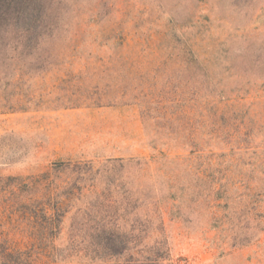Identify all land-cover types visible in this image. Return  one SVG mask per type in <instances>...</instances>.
I'll return each mask as SVG.
<instances>
[{"label":"rangeland","instance_id":"rangeland-1","mask_svg":"<svg viewBox=\"0 0 264 264\" xmlns=\"http://www.w3.org/2000/svg\"><path fill=\"white\" fill-rule=\"evenodd\" d=\"M132 231L264 264V0H0V264H135Z\"/></svg>","mask_w":264,"mask_h":264},{"label":"trees","instance_id":"trees-1","mask_svg":"<svg viewBox=\"0 0 264 264\" xmlns=\"http://www.w3.org/2000/svg\"><path fill=\"white\" fill-rule=\"evenodd\" d=\"M130 235V237H129ZM133 236H139L135 234V231L130 234L128 232L121 233V249L113 248L109 250L112 254L121 253L124 255L130 251L132 254V261L135 264H166L169 260V249L161 242H157L156 247L136 248L132 247L133 242L136 240ZM2 256L5 258L1 264H31L29 261H22V253L19 251H3Z\"/></svg>","mask_w":264,"mask_h":264}]
</instances>
